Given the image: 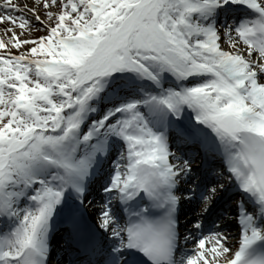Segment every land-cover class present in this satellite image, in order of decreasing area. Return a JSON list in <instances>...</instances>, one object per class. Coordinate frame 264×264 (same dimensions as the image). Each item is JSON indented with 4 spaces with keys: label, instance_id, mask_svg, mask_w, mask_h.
<instances>
[{
    "label": "snow or ice",
    "instance_id": "snow-or-ice-1",
    "mask_svg": "<svg viewBox=\"0 0 264 264\" xmlns=\"http://www.w3.org/2000/svg\"><path fill=\"white\" fill-rule=\"evenodd\" d=\"M0 25V264L54 235L56 264H264V0H0Z\"/></svg>",
    "mask_w": 264,
    "mask_h": 264
},
{
    "label": "bare ground",
    "instance_id": "bare-ground-1",
    "mask_svg": "<svg viewBox=\"0 0 264 264\" xmlns=\"http://www.w3.org/2000/svg\"><path fill=\"white\" fill-rule=\"evenodd\" d=\"M0 36H3V26L2 25H0ZM185 151H186V153H192V152H194V151H197V147H195V146H192V147H190V148H186L185 149ZM200 159V158H199ZM199 159H197V160H199ZM210 162H212L211 161V158H210ZM195 163V162H194ZM229 215L231 216V212H229ZM232 223V222H231ZM230 223V224H231ZM233 224H234V222H233ZM54 240H52L51 242H53Z\"/></svg>",
    "mask_w": 264,
    "mask_h": 264
},
{
    "label": "rangeland",
    "instance_id": "rangeland-1",
    "mask_svg": "<svg viewBox=\"0 0 264 264\" xmlns=\"http://www.w3.org/2000/svg\"><path fill=\"white\" fill-rule=\"evenodd\" d=\"M38 33H34V35H36ZM0 38H3V36H0ZM227 231L233 233V235L236 232V226L233 224V222L230 224V226L227 228Z\"/></svg>",
    "mask_w": 264,
    "mask_h": 264
}]
</instances>
